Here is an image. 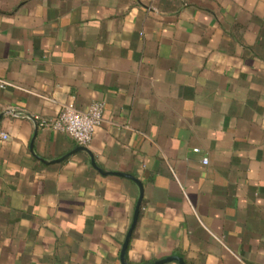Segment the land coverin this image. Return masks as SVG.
<instances>
[{"label": "crops", "instance_id": "1", "mask_svg": "<svg viewBox=\"0 0 264 264\" xmlns=\"http://www.w3.org/2000/svg\"><path fill=\"white\" fill-rule=\"evenodd\" d=\"M140 199L128 264H264V0H0V264H123Z\"/></svg>", "mask_w": 264, "mask_h": 264}, {"label": "built area", "instance_id": "2", "mask_svg": "<svg viewBox=\"0 0 264 264\" xmlns=\"http://www.w3.org/2000/svg\"><path fill=\"white\" fill-rule=\"evenodd\" d=\"M9 85L2 82V86ZM104 123V105L101 102H93L87 110H79L74 105H64L59 114L50 120H42L41 127H49L65 133L73 138L80 146L87 147L93 141L97 130ZM7 138L6 134L1 135ZM205 163L207 161H204Z\"/></svg>", "mask_w": 264, "mask_h": 264}, {"label": "water", "instance_id": "3", "mask_svg": "<svg viewBox=\"0 0 264 264\" xmlns=\"http://www.w3.org/2000/svg\"><path fill=\"white\" fill-rule=\"evenodd\" d=\"M79 149L80 150H87V148L84 147V146H80ZM140 204H141V199H140V201H139V203L137 205V209H136L135 217H134V220H133V224L131 226V229L128 232V235L126 237V241H125V243L123 245V248H122L121 260H122L123 264H128L125 261V254H126V250L128 248V245H129V241H130L131 235L133 233V230L135 228V225H136V222H137V219H138ZM172 261H178L179 264H184L183 259L181 257H178V256H171V257H168L166 259L160 260V261H158L156 263H153V264H166V263H169V262H172Z\"/></svg>", "mask_w": 264, "mask_h": 264}]
</instances>
